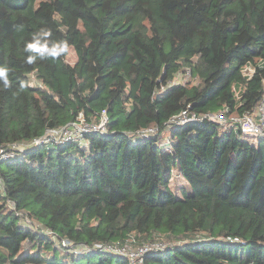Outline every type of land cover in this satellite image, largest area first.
<instances>
[{
    "label": "trees",
    "instance_id": "1",
    "mask_svg": "<svg viewBox=\"0 0 264 264\" xmlns=\"http://www.w3.org/2000/svg\"><path fill=\"white\" fill-rule=\"evenodd\" d=\"M36 35L65 50L26 51ZM0 69V144L79 113L108 115L104 133L0 165V264H129L74 248L158 235L173 243L147 264H264V138L207 118L166 125L187 105L253 111L264 96V0H0ZM186 69L196 81L166 85ZM150 126L149 138L128 134Z\"/></svg>",
    "mask_w": 264,
    "mask_h": 264
},
{
    "label": "built area",
    "instance_id": "2",
    "mask_svg": "<svg viewBox=\"0 0 264 264\" xmlns=\"http://www.w3.org/2000/svg\"><path fill=\"white\" fill-rule=\"evenodd\" d=\"M254 69L255 66L249 62L242 67L241 71L243 75L249 77ZM177 75L178 73L175 74L173 79L169 80L166 85L178 82L183 83V80H176ZM185 76H190V71L188 69L185 70ZM30 83L40 84L34 76H32ZM161 89H164L163 85L161 86ZM204 118L224 125L237 123L240 131L244 135L264 138V96L260 98L253 111L245 112L242 115L228 116L226 114V109H220L216 112L197 113L191 110L190 105H187L177 113L173 114L167 121L166 125H185ZM107 123L108 115L105 109L99 113L96 119H87L82 113H79L74 120L60 126L46 127L41 135L33 137L30 140L13 142L10 144H0V165L3 162L16 157L19 151L26 150L33 146L63 145L72 142H82L87 133H104L107 130ZM128 134L134 137L149 138L157 134V126L140 128L135 131H130ZM0 188H2L1 178ZM10 205H13V203L10 202ZM23 222L26 225L33 226V223L28 220H23ZM42 230L45 233L51 234L52 239L57 246L68 245V240L63 239L58 241L51 229L42 228ZM133 243V240L127 239L122 243H94L91 246L78 245L74 248V251H104L126 257L129 264H147L145 256L148 252L163 250L173 242L170 240L164 241L162 237L157 236L152 240L141 241L136 244Z\"/></svg>",
    "mask_w": 264,
    "mask_h": 264
},
{
    "label": "clouds",
    "instance_id": "3",
    "mask_svg": "<svg viewBox=\"0 0 264 264\" xmlns=\"http://www.w3.org/2000/svg\"><path fill=\"white\" fill-rule=\"evenodd\" d=\"M37 35H41V36H49L50 32L46 31V30H41L40 33H38ZM37 35L33 37L34 42L32 43H28L26 45V51H32L35 52L37 54H39V56L41 58H43L45 56V54L47 55H51V56H57L60 54V52L65 50L66 45H61V46H56V47H52L49 48L47 47V44H41L40 40L37 39ZM36 56H28L27 57V63L31 64L35 61ZM0 77L4 78V83L5 85H7L8 81H7V76H6V70L5 69H0Z\"/></svg>",
    "mask_w": 264,
    "mask_h": 264
},
{
    "label": "rangeland",
    "instance_id": "4",
    "mask_svg": "<svg viewBox=\"0 0 264 264\" xmlns=\"http://www.w3.org/2000/svg\"><path fill=\"white\" fill-rule=\"evenodd\" d=\"M69 51L68 54L66 56V61L73 63L74 60L76 59V55L73 51V49L71 47H69ZM192 79L190 76L186 77L185 76V72L181 71L180 73H178L176 80H183L184 82L187 80ZM193 81H196L194 79H192ZM173 177L170 179V186L172 188V190L178 195L181 196V188L184 186H186V181L185 179L179 174V172L177 171V169H173L172 172ZM159 237H162L164 239V241H169V239L166 238V236L164 235H158ZM148 241V240H146ZM133 244H136V242H134Z\"/></svg>",
    "mask_w": 264,
    "mask_h": 264
}]
</instances>
